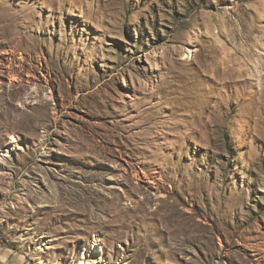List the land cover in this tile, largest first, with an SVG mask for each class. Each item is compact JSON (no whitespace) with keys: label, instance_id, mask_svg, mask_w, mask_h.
Segmentation results:
<instances>
[{"label":"rangeland","instance_id":"rangeland-1","mask_svg":"<svg viewBox=\"0 0 264 264\" xmlns=\"http://www.w3.org/2000/svg\"><path fill=\"white\" fill-rule=\"evenodd\" d=\"M84 259L264 264V0H0V264Z\"/></svg>","mask_w":264,"mask_h":264},{"label":"bare ground","instance_id":"bare-ground-1","mask_svg":"<svg viewBox=\"0 0 264 264\" xmlns=\"http://www.w3.org/2000/svg\"><path fill=\"white\" fill-rule=\"evenodd\" d=\"M97 248V247H96ZM84 262H85V259L84 260H82V264H84Z\"/></svg>","mask_w":264,"mask_h":264}]
</instances>
